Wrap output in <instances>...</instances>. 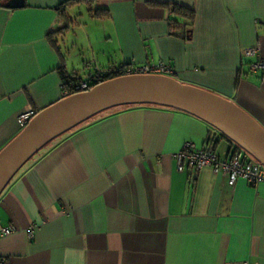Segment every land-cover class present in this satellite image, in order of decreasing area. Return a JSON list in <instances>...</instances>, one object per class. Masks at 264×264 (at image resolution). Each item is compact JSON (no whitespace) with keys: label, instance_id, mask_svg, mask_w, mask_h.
Wrapping results in <instances>:
<instances>
[{"label":"crops","instance_id":"crops-1","mask_svg":"<svg viewBox=\"0 0 264 264\" xmlns=\"http://www.w3.org/2000/svg\"><path fill=\"white\" fill-rule=\"evenodd\" d=\"M67 1L8 10L0 0V151L21 131L20 114L62 99L61 73L91 81L121 67L168 66L163 76L233 102L264 129V71H250L264 62V0H72L60 11ZM171 6L191 10L192 22ZM209 137L228 159L234 148L216 130L152 107L118 109L64 136L1 194L0 229L14 233L0 238V259L264 264V183L230 189L209 168L177 170L183 145Z\"/></svg>","mask_w":264,"mask_h":264},{"label":"water","instance_id":"water-1","mask_svg":"<svg viewBox=\"0 0 264 264\" xmlns=\"http://www.w3.org/2000/svg\"><path fill=\"white\" fill-rule=\"evenodd\" d=\"M23 7L24 0H7L4 5L8 10ZM134 107L190 115L264 167V129L233 102L165 76H121L37 113L0 151V196L27 163L58 138L101 114Z\"/></svg>","mask_w":264,"mask_h":264},{"label":"built area","instance_id":"built-area-1","mask_svg":"<svg viewBox=\"0 0 264 264\" xmlns=\"http://www.w3.org/2000/svg\"><path fill=\"white\" fill-rule=\"evenodd\" d=\"M256 49H249L244 52V56L251 57L257 54ZM264 71V62H257L250 65V71ZM171 68L158 64L155 66L145 65L139 67L126 68L123 70V76L134 75H153L163 76L171 74ZM91 82L73 81L68 86L61 88V98H67L74 94H79L89 91ZM36 115L33 110H27L20 114L17 118V124L20 129L27 126L28 122ZM214 139L209 137L206 146L197 148L193 143L187 142L176 155L177 170L198 172L204 168L212 170L213 174L221 175L226 178L228 188L232 189L238 180H244L251 186L264 183V167L254 161L241 149L233 150L230 157L226 160H221L217 157L213 150ZM33 228L28 232V236L32 237ZM14 233L12 227L0 229V238H6ZM0 264H4L0 259ZM247 264V263H242Z\"/></svg>","mask_w":264,"mask_h":264},{"label":"trees","instance_id":"trees-1","mask_svg":"<svg viewBox=\"0 0 264 264\" xmlns=\"http://www.w3.org/2000/svg\"><path fill=\"white\" fill-rule=\"evenodd\" d=\"M6 1H7V0H6ZM71 3H73L72 0H71V1H67V2H65L64 4H62V5L60 6L59 10L62 11L66 5H69V4H71ZM171 9L173 10V13H174V14H176V15H180V16H182V17H187V19H189L190 22H192V19H193V15H194V14H193V12H192L191 10L186 9V8H183V7H179V6H171ZM59 10H58V11H59ZM101 15H103V14L99 13L98 11H97V13L95 14V16H101ZM125 69H126L125 67H121V68H119V69H117V70H115V71H113V72H107V73H105V74H97L96 77L93 78L91 81H87V82H91V88H89V89H92L93 87H95V86H97V85H99V84H101V83H104V82H106V81H108V80H111V79H114V78H117V77H121V76H123V70H125ZM60 75H61V78H62L61 88H62L63 86H68V85H69L71 82H73V81H83V80H80V79H78V78H69V79H67V77H65L63 73H61ZM122 109H127V108H122ZM111 112H112V111H111ZM108 113H110V112H108ZM108 113L101 114V115L97 116L96 118L92 119L91 121H89V122H87V123L81 125L80 127L74 129L73 131H71V132H69V133L63 135L62 137L58 138V139L55 140L54 142L60 140V139L63 138L64 136H66V135H68V134H70V133H72V132H74V131H76V130H78V129H80V128H82V127L88 125V124H90V123H93V122L97 121L98 119L102 118L103 116H105V115L108 114ZM220 136H221L224 140H227V139H226L225 137H223L221 134H220ZM54 142H52L51 144H49L45 149H47L50 145H53ZM227 142H229V144L232 145V147L234 148V150H236V149H240V148H238L236 145L232 144L229 140H227ZM214 147H215V143L213 142V150H214ZM45 149H43V150H45ZM43 150H42V151H43ZM42 151H41V152H42ZM41 152H39L38 154H40ZM38 154H37L36 156H38ZM36 156H35V157H36ZM32 160H33V159H32ZM32 160H31V161H32ZM28 163H29V162H28ZM28 163H27V164H28Z\"/></svg>","mask_w":264,"mask_h":264},{"label":"bare ground","instance_id":"bare-ground-1","mask_svg":"<svg viewBox=\"0 0 264 264\" xmlns=\"http://www.w3.org/2000/svg\"><path fill=\"white\" fill-rule=\"evenodd\" d=\"M22 130V129H21Z\"/></svg>","mask_w":264,"mask_h":264},{"label":"rangeland","instance_id":"rangeland-1","mask_svg":"<svg viewBox=\"0 0 264 264\" xmlns=\"http://www.w3.org/2000/svg\"><path fill=\"white\" fill-rule=\"evenodd\" d=\"M250 157V156H249Z\"/></svg>","mask_w":264,"mask_h":264}]
</instances>
